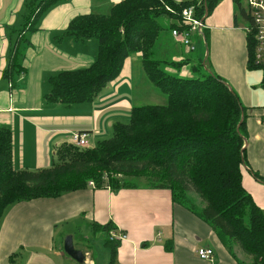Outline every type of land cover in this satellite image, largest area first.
I'll use <instances>...</instances> for the list:
<instances>
[{"label": "crops", "instance_id": "obj_1", "mask_svg": "<svg viewBox=\"0 0 264 264\" xmlns=\"http://www.w3.org/2000/svg\"><path fill=\"white\" fill-rule=\"evenodd\" d=\"M28 1L0 0V128L12 132L13 167L36 171L53 166L57 148L70 144L74 132L89 133L93 148L115 125L130 119L135 108V60L141 57L128 58L120 76L90 104L66 108L60 101H49L51 77L87 69L98 54L96 39L76 43L60 37L77 17L111 10L117 2L111 0L105 8L98 0H69L50 9L30 29ZM235 15L233 0H221L206 19L208 41L203 34L192 39L197 51L204 46L203 58L201 53L193 57L173 36L174 42L162 54L171 63L202 60L205 70L221 77L238 96L247 116L249 170L243 169V185L264 212V183L254 177L258 173L264 178V101L258 103L261 70L248 69L246 24L241 19L236 24ZM177 44L185 50L178 51ZM15 56L24 71L11 81L7 73ZM196 68L189 61L175 70L192 79L197 77ZM261 82L264 89V73ZM109 224L115 228L110 233L126 235L124 241H115L119 243L115 264H239L208 223L174 203L170 190L113 192L95 186L11 206L0 223V264H80L64 252L68 237L85 255L83 264H110L113 255L106 245L110 235L94 230L96 225ZM199 250H212L214 258L200 259Z\"/></svg>", "mask_w": 264, "mask_h": 264}, {"label": "trees", "instance_id": "obj_2", "mask_svg": "<svg viewBox=\"0 0 264 264\" xmlns=\"http://www.w3.org/2000/svg\"><path fill=\"white\" fill-rule=\"evenodd\" d=\"M67 1L29 0L27 26L34 28L45 13ZM115 1L109 15L77 17L60 37L76 43L96 39L97 59L87 69L51 77L47 99L66 108L90 104L120 76L126 60L138 54L145 76L167 96V105L133 108L130 123L115 125L112 139L86 149L64 144L57 148L51 168L36 171L13 167L12 132L0 128V223L6 211L21 202L59 198L86 190L90 182L96 189L118 192L136 187L132 179H143L149 188L170 190L174 203L208 223L234 258V247L239 246L253 258L251 264H264V212L243 185V167L249 168L246 110L221 77L205 70L202 60L196 78L178 77L167 70L185 63L164 60L168 41L157 48L167 28L171 33L186 28L184 9L193 8L195 17L205 23L221 0ZM245 1L233 0L236 24L239 19L246 24L248 69L264 73V63L257 60V31ZM162 17L170 19L169 27L160 24ZM203 37L208 41L206 30ZM18 61L15 56L7 73L11 81L15 74H23ZM254 177L264 183L258 173ZM191 191L206 204L204 208L193 201ZM114 229L112 224L94 228L108 235ZM106 245L113 255L110 264H115L119 243L108 238Z\"/></svg>", "mask_w": 264, "mask_h": 264}, {"label": "rangeland", "instance_id": "obj_3", "mask_svg": "<svg viewBox=\"0 0 264 264\" xmlns=\"http://www.w3.org/2000/svg\"><path fill=\"white\" fill-rule=\"evenodd\" d=\"M109 1H111V0H98L99 5H104L105 8H106V6H108V4H110ZM245 4H246V1H245ZM110 12H111V10H95L94 13L95 14H99V15H109ZM159 22H160V24L163 27H166V28L169 27L170 26V23H171L170 22V19L167 18V17H162L159 20ZM198 36H199L198 33L192 34V39L195 38V40H196V37H198ZM173 40L174 39L172 37V33L167 28V30L161 35V42L157 44V48L158 49H162L164 47V45L166 44V41H168V44H172L174 42ZM177 50L181 52V51L185 50V47L183 45L177 44ZM203 51H204V46L203 47H198V51L195 49L194 53L192 51L191 52H192V55L194 57L198 53L199 54L201 53V56H202L203 55ZM131 57L132 58H134V57H138L139 58L138 54H135V55H133ZM202 58H203V56H202ZM135 61H136V64H137L136 65L137 66L136 67V75H135V79H136L137 82H136V86H135V89H134V102H133V107L166 106L167 103H168L167 96L163 95L146 78V76H145V74H144V72L142 70L141 60L137 59ZM189 61L191 62V65L194 66V68L200 66V62H198L197 59H195V58H192L190 60H187L184 63L187 64V63H189ZM177 63L179 64L180 62H177ZM167 71L170 74H172V75L185 78V76H182L181 70L170 69V70H167ZM195 73L197 74V72H195ZM195 73H193V74H195ZM259 78H260V80L258 81V93H260V94L258 95V103L260 101H264V89L261 88V83H262L261 81L263 80V72H261V71H258V79ZM186 79H190V78H186ZM129 123H130V119L129 120H126L125 124H129ZM113 136H114V131L112 129L111 130V134L107 138H104V140L112 139ZM100 142H101V140H100ZM243 169H245V172H247V170H249V168L248 167H245V166L243 167ZM131 182H133L134 185H136V187H134L135 189L148 188V185H149L147 183V181H145L143 179H132ZM90 185L95 186L93 182H90L89 183V186ZM189 195L193 199V201L197 204L198 207L201 208V204L203 206H206V204L202 201V199L196 193H194V192L191 191L189 193ZM74 234L75 235H80L81 233L79 231H75ZM109 235H111V233ZM105 236L106 235L103 234V237H105ZM76 241H79L78 238H75V242ZM234 252H235V255L237 257L235 259H236V261L239 264H249V261L250 262H253V258L250 257L249 255H247L246 253H244L240 249L239 246H235L234 247ZM18 253H20V252H18Z\"/></svg>", "mask_w": 264, "mask_h": 264}, {"label": "built area", "instance_id": "obj_4", "mask_svg": "<svg viewBox=\"0 0 264 264\" xmlns=\"http://www.w3.org/2000/svg\"><path fill=\"white\" fill-rule=\"evenodd\" d=\"M246 4L250 10L254 28L257 31V60L258 62L264 63V0H247ZM181 18L186 28L183 30L174 29L172 35L179 43L194 52L195 46L192 43V34L198 33L202 35L203 31L206 30V25L203 21L195 17L193 8L184 9L181 13ZM89 137L90 135L87 132H74L71 135L70 144L81 149L90 148ZM125 239L126 235L118 232H112L109 237V240L113 242H121ZM197 254L200 259L206 261L214 258V252L212 250H199Z\"/></svg>", "mask_w": 264, "mask_h": 264}, {"label": "water", "instance_id": "obj_5", "mask_svg": "<svg viewBox=\"0 0 264 264\" xmlns=\"http://www.w3.org/2000/svg\"><path fill=\"white\" fill-rule=\"evenodd\" d=\"M241 124H239L238 130L240 128ZM64 252L65 254H67L69 257H71L73 260H75L76 262L83 264L85 261V255L83 254V252L76 250L72 237H68L65 240V244H64Z\"/></svg>", "mask_w": 264, "mask_h": 264}]
</instances>
